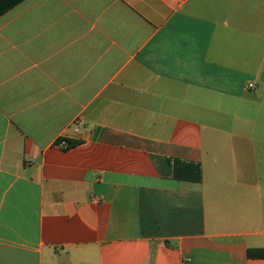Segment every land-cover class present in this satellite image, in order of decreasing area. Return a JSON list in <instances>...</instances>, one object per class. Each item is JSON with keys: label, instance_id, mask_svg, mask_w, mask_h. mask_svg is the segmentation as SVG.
I'll return each mask as SVG.
<instances>
[{"label": "crops", "instance_id": "obj_1", "mask_svg": "<svg viewBox=\"0 0 264 264\" xmlns=\"http://www.w3.org/2000/svg\"><path fill=\"white\" fill-rule=\"evenodd\" d=\"M258 250L264 0H24L0 17V264Z\"/></svg>", "mask_w": 264, "mask_h": 264}, {"label": "trees", "instance_id": "obj_2", "mask_svg": "<svg viewBox=\"0 0 264 264\" xmlns=\"http://www.w3.org/2000/svg\"><path fill=\"white\" fill-rule=\"evenodd\" d=\"M24 0H0V17L3 16L6 12H8L10 9L18 5ZM70 145L73 146L74 143L70 142ZM193 174L190 176V178H193L195 180H201V168L199 165H196L192 169ZM256 254L258 255H264V252L261 250L258 251H250L249 255L250 256H255Z\"/></svg>", "mask_w": 264, "mask_h": 264}, {"label": "built area", "instance_id": "obj_3", "mask_svg": "<svg viewBox=\"0 0 264 264\" xmlns=\"http://www.w3.org/2000/svg\"><path fill=\"white\" fill-rule=\"evenodd\" d=\"M249 87L252 88L253 84L250 83ZM83 126H84V122L81 119H77L76 121H74V131L76 133H79V131L83 128ZM55 145L56 147H59L62 149H68L71 147L69 141L66 139L59 140Z\"/></svg>", "mask_w": 264, "mask_h": 264}]
</instances>
